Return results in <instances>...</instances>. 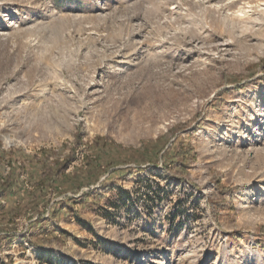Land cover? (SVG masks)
I'll return each instance as SVG.
<instances>
[{
  "label": "rangeland",
  "instance_id": "1",
  "mask_svg": "<svg viewBox=\"0 0 264 264\" xmlns=\"http://www.w3.org/2000/svg\"><path fill=\"white\" fill-rule=\"evenodd\" d=\"M11 171L0 264H264V0H0Z\"/></svg>",
  "mask_w": 264,
  "mask_h": 264
},
{
  "label": "trees",
  "instance_id": "2",
  "mask_svg": "<svg viewBox=\"0 0 264 264\" xmlns=\"http://www.w3.org/2000/svg\"><path fill=\"white\" fill-rule=\"evenodd\" d=\"M189 148L187 151L184 149H180L175 153V157L179 159L180 167L178 170H184L187 164V160L190 159L188 156L190 155ZM194 157L193 155H191ZM74 155L73 152L71 155L66 156L65 160L63 162H59L57 160H54L52 162L48 161V157L44 159L43 167H42V173L41 177L38 181V184L41 187H55L56 181L59 180V177L61 176L62 172L66 170L73 160ZM89 162H93L90 160ZM15 174L13 171L9 172L8 175L4 177L2 182L0 183V196L5 195L11 188L12 183L14 181ZM86 196V195H84ZM63 234H67V231H62Z\"/></svg>",
  "mask_w": 264,
  "mask_h": 264
}]
</instances>
